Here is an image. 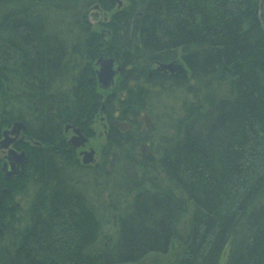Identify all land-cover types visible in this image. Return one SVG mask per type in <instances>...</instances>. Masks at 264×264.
Here are the masks:
<instances>
[{
	"label": "trees",
	"instance_id": "16d2710c",
	"mask_svg": "<svg viewBox=\"0 0 264 264\" xmlns=\"http://www.w3.org/2000/svg\"><path fill=\"white\" fill-rule=\"evenodd\" d=\"M121 1L0 0V140L39 144L0 174V264H264V0ZM96 119L84 167L64 127Z\"/></svg>",
	"mask_w": 264,
	"mask_h": 264
},
{
	"label": "water",
	"instance_id": "95a60500",
	"mask_svg": "<svg viewBox=\"0 0 264 264\" xmlns=\"http://www.w3.org/2000/svg\"><path fill=\"white\" fill-rule=\"evenodd\" d=\"M118 3V7H121L122 1L116 0ZM94 9L99 10V6L95 5ZM97 16V15H96ZM98 68L96 70V80L98 86L103 90H109L110 87L114 83L115 76L120 72V67H114L115 61L113 58H98L96 62ZM158 70L164 73H169L171 75H177L183 72V68L181 65L176 62H170L166 64H158ZM25 124L21 121H15L12 123L10 128L4 129L2 131V139L0 140V149H7L5 155V161L2 164V171L6 173L8 169L7 165H9L10 169L7 173L8 176H18L27 159V156L24 151H16L13 148H9V145L12 141L15 140L19 135L25 132ZM69 128L66 125L65 130ZM74 136L70 140V144L73 148H77L79 146H83L87 142V138L83 136L79 129L73 127ZM10 135V137H9ZM12 136V137H11ZM82 162L83 164H91L94 162V150H88L83 153ZM1 232V228H0Z\"/></svg>",
	"mask_w": 264,
	"mask_h": 264
},
{
	"label": "flooded vegetation",
	"instance_id": "af4514ba",
	"mask_svg": "<svg viewBox=\"0 0 264 264\" xmlns=\"http://www.w3.org/2000/svg\"><path fill=\"white\" fill-rule=\"evenodd\" d=\"M103 119V118H102ZM11 126V125H10ZM10 126H8V127H5L4 129H7V128H10ZM73 126V125H72ZM66 127V126H65ZM65 127H64V132H63V134L65 135V137H64V144H65V150L66 151H70V150H74V154L76 155V157L78 158V160H79V162H80V165L81 166H84V167H87V166H89L90 164H83V162H82V157H83V155H81V153H83V152H85V151H88V150H91V149H93L94 150V148L93 147H91V144H88V142H89V139L87 140V142L83 145V146H79V147H77V148H73L72 146H71V144H70V140H71V138L74 136V132H73V128H68L67 130H65ZM102 127H104V124L102 125ZM74 128H76V129H79V131H80V133L83 135V136H85V133H84V131H82L79 127H76V126H74ZM105 128V127H104ZM3 129V130H4ZM25 133V132H24ZM9 137H10V135H9ZM12 137V136H11ZM25 137H27V135L26 134H24V138H22L20 135L17 137V138H15V140L14 141H12L11 142V144L9 145V148H13L14 150H16V151H24V150H22V149H20V146L21 145H23V144H25V143H32V145H39L37 142H34L32 139H30V138H25ZM36 143V144H35ZM6 152H7V149H0V174H1V179H6V180H11V179H14L15 177H18V176H8L7 175V173L9 172V169H10V167H9V165H7V168L6 169H8L7 171H6V173H5V175H3V173H2V171H1V167H2V164L4 163V161H5V155H6ZM25 152V151H24ZM26 154V153H25ZM94 155H95V150H94ZM94 157V156H93ZM97 161L98 160H96V158L94 157V162L93 163H91V165L92 164H95V163H97ZM1 184V183H0ZM2 185V184H1ZM0 185V191L1 190H3V192H6V189H5V187H3V186H1ZM12 199H28V197L27 196H25V197H23V196H21V195H18V196H16L15 198H12ZM17 205H19V203H17Z\"/></svg>",
	"mask_w": 264,
	"mask_h": 264
},
{
	"label": "rangeland",
	"instance_id": "374dc122",
	"mask_svg": "<svg viewBox=\"0 0 264 264\" xmlns=\"http://www.w3.org/2000/svg\"><path fill=\"white\" fill-rule=\"evenodd\" d=\"M97 15V16H96ZM103 12L97 9H94L93 7L90 9V12L88 14V18L90 20L91 23H93L94 25H96L98 23L99 20H102L103 17ZM93 124V129H94V136L90 137L88 144H91V147L94 148L95 150V155L94 157L96 158V160H99V155H100V150L99 148L101 147V145L103 144V140H104V129L102 127L103 123L101 119H96L95 122L92 123ZM100 161V160H99ZM94 166V165H92ZM92 180V176L88 175L87 177V186L90 187V182ZM89 192L91 191V189H88ZM92 192V191H91ZM32 194L30 193V195H28V198L31 196ZM31 199H17V201H19L20 206L22 207L23 204L27 203L26 201L30 202ZM99 200V202H98ZM16 201V202H17ZM103 199H93V203L95 204V206H98V204L100 202H102ZM25 207V206H24ZM23 207V208H24ZM19 211L21 212L20 215H22L23 213V209H19ZM183 221V226L186 225L187 223V218H185ZM159 257V256H158ZM148 262V261H147ZM154 264H159V263H154Z\"/></svg>",
	"mask_w": 264,
	"mask_h": 264
},
{
	"label": "bare ground",
	"instance_id": "6f19581e",
	"mask_svg": "<svg viewBox=\"0 0 264 264\" xmlns=\"http://www.w3.org/2000/svg\"><path fill=\"white\" fill-rule=\"evenodd\" d=\"M100 58V57H99ZM103 58V57H102ZM98 60V59H97ZM97 60H96V62H97ZM96 62H95V66H96V70H97V68H98V66H97V64H96ZM118 65H114V67H117ZM101 89V88H100ZM22 122V121H21ZM69 126V128H73L74 127V125L73 126H70V125H68ZM26 127V126H25ZM3 131V130H2ZM25 131H26V128H25ZM105 133V132H104ZM24 134L25 133H23V134H21L20 136L22 137V138H24ZM105 135V134H104ZM26 139L28 138V137H25ZM85 138H87V139H90V137H88L86 134H85ZM28 140V139H27ZM1 171H2V167H1ZM2 173H3V175H5V172H3L2 171ZM82 186V188H83V192H84V194H85V197H88V194L89 193H87L88 192V186H87V180H84V182H83V184L81 185ZM19 203V202H18ZM20 205V204H19Z\"/></svg>",
	"mask_w": 264,
	"mask_h": 264
}]
</instances>
